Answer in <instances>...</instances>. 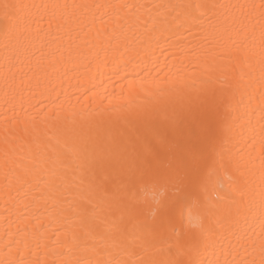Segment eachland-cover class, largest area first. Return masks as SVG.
Returning a JSON list of instances; mask_svg holds the SVG:
<instances>
[{
  "label": "snow or ice",
  "instance_id": "1",
  "mask_svg": "<svg viewBox=\"0 0 264 264\" xmlns=\"http://www.w3.org/2000/svg\"><path fill=\"white\" fill-rule=\"evenodd\" d=\"M0 109V264H264V0H0Z\"/></svg>",
  "mask_w": 264,
  "mask_h": 264
},
{
  "label": "bare ground",
  "instance_id": "2",
  "mask_svg": "<svg viewBox=\"0 0 264 264\" xmlns=\"http://www.w3.org/2000/svg\"><path fill=\"white\" fill-rule=\"evenodd\" d=\"M149 2H162V0H149ZM124 81H118L117 75L113 74L112 66H100L99 70H93L92 78H85L82 84H79L76 79H73L72 84L74 87L69 88L72 93V102L76 105L77 109H84L87 111L98 110L102 108L107 100L101 102V98L109 94L115 95L120 92V84ZM67 87V85H65ZM93 93L96 95L93 96ZM79 97V99H77ZM91 98V99H87ZM44 107L41 109V115L47 108L51 107L49 100L43 101ZM37 105V108H40ZM2 111V109H0ZM3 207V200L0 199V208Z\"/></svg>",
  "mask_w": 264,
  "mask_h": 264
}]
</instances>
